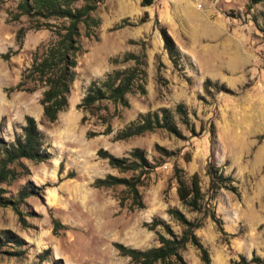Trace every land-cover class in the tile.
Returning <instances> with one entry per match:
<instances>
[{"label": "rangeland", "instance_id": "rangeland-1", "mask_svg": "<svg viewBox=\"0 0 264 264\" xmlns=\"http://www.w3.org/2000/svg\"><path fill=\"white\" fill-rule=\"evenodd\" d=\"M15 2L0 0V135L12 139L29 114L44 135L48 156L21 158L23 166L15 165L14 177L0 182V264H135L113 243L155 245V231L143 224L152 217L179 233L167 206L178 207L188 218H202L194 231L208 251L207 264H244L231 261L239 253L246 259L252 253L264 256V35L255 25L264 17V1L152 0L140 5L139 0H102L95 11L100 17L96 36H78L67 105L53 121L41 114L43 86L8 90L29 65L34 47L52 37L46 27L28 26L25 14L10 18ZM121 18L126 21L117 26ZM155 18L179 51L176 66L162 46ZM19 25L25 30L17 46ZM6 51L9 56L3 58ZM127 51L144 53V92L127 93V106L102 101L92 112L78 107L90 80L132 63L122 60ZM205 77L212 83L208 91ZM177 102L186 109L187 124L174 109ZM103 103L112 112L107 130L97 116L105 112ZM160 106L169 109L178 134L155 128L114 138L139 114ZM86 130L95 133L87 136ZM98 147L115 155L139 147L149 162L157 163L139 186L142 207L120 205V185L91 184L106 172L120 174L96 154ZM207 160L230 173L236 185V192L220 188L208 200L228 233L226 241L214 221L188 210L175 192L173 165L186 176L196 171L206 195ZM20 189L27 192L18 197ZM53 217L63 224L57 233L52 232ZM156 229L165 233L161 225ZM181 254L187 264H205L189 242Z\"/></svg>", "mask_w": 264, "mask_h": 264}, {"label": "trees", "instance_id": "trees-1", "mask_svg": "<svg viewBox=\"0 0 264 264\" xmlns=\"http://www.w3.org/2000/svg\"><path fill=\"white\" fill-rule=\"evenodd\" d=\"M102 0H16L15 11L10 18L17 19L19 15L25 14L30 27H46L50 29L52 37L45 43L37 44L31 51V60L25 66L17 82L8 87V90L31 91L38 85L43 86L38 99L41 105V114L46 121H53L57 113L67 105V97L70 84L75 76L76 53L80 49L78 36H96V28L100 17L96 14V8ZM264 0H250V3ZM152 0H139L140 5L151 3ZM54 19V21H51ZM254 20V19H253ZM126 19L121 18L117 26L125 23ZM255 22V21H254ZM154 23L159 30L162 46L172 65L176 66L179 59V51L167 32L164 25L159 24L155 18ZM257 29L264 35V17L261 23L255 22ZM25 26L19 25L14 33L17 46L21 45V39ZM3 58L9 56V52L1 53ZM122 60H131L132 63L123 67L113 68L100 80L92 79L79 102L76 104L84 111L92 112L91 108L108 101L112 105L129 104L127 93L134 90L144 92L142 80L145 75L144 53L127 51ZM203 87L208 91L212 84L208 77L203 79ZM104 113L97 116L108 126V118L112 115L106 103L102 104ZM179 114L180 120L187 124L186 109L181 102L174 107ZM81 116L80 120H82ZM155 128L178 134L179 130L172 121L170 111L165 106L156 110L139 114V117L119 129L114 138H126L131 135L141 134ZM95 132L86 130L89 136ZM44 135L37 127L33 116L26 114L20 131L15 133L10 140L0 135V182L9 180L15 175V165L23 166L21 158L32 161H40L48 156L43 146ZM162 150V147H158ZM164 153L165 150H162ZM96 154L106 158L108 165L115 168L120 174L106 172L102 176L93 178L91 184L95 187L121 186L124 194L118 197V203L126 204L129 208L142 207V195L139 186L146 182L150 171L157 163L149 162L144 151L139 147H133L126 155H115L105 148L98 147ZM204 173L207 176V194L200 189L199 175L196 171L185 175L180 166L173 165L172 177L175 181V192L179 201L190 211L201 212L202 216H208L214 221L218 231L226 241L228 233L222 227L221 218L215 213L209 201L220 188L236 192V185L230 173H224L211 160L204 165ZM26 189H20V193H26ZM1 202V201H0ZM165 212L177 224L180 225V232L175 233L168 222L161 218L152 217L143 224L156 233L157 243L144 248L129 246L115 241L113 244L121 255H126L135 264H187L181 254L185 244L189 242L199 252V258L207 264L209 262L208 251L200 241L194 229L202 224L201 217L188 218L183 211L176 206H167ZM157 225L164 228L165 233L156 229ZM63 224L55 217L52 218V232L57 233ZM244 264H264V256L252 253L249 258L238 254L237 260ZM36 264H39L37 262Z\"/></svg>", "mask_w": 264, "mask_h": 264}]
</instances>
